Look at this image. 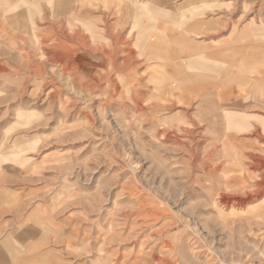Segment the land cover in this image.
<instances>
[{
	"label": "rangeland",
	"instance_id": "1",
	"mask_svg": "<svg viewBox=\"0 0 264 264\" xmlns=\"http://www.w3.org/2000/svg\"><path fill=\"white\" fill-rule=\"evenodd\" d=\"M127 1L137 44L156 20L217 16L264 43V0ZM47 2L0 0V203L37 230L31 250L54 264H264L261 124L231 134L251 151L224 148L213 112L176 108L153 58L115 52L127 22Z\"/></svg>",
	"mask_w": 264,
	"mask_h": 264
},
{
	"label": "crops",
	"instance_id": "2",
	"mask_svg": "<svg viewBox=\"0 0 264 264\" xmlns=\"http://www.w3.org/2000/svg\"><path fill=\"white\" fill-rule=\"evenodd\" d=\"M66 1L69 2L68 9L72 10L73 15L88 8L103 10L98 13L106 14L105 16L91 14L92 10H89L88 13L76 15L78 18H82L80 21L87 20L88 22L101 23L102 18L105 17L106 23L127 22L122 25V27L125 25L121 35L123 42L118 45L119 47L115 45V52L123 53L124 60H126L129 58L133 47L140 56L144 57L146 55L153 58L151 60L155 61L153 65L162 67L161 72H163V76H160V71H157V79H164L166 82L172 80V86L180 88V94L175 92L176 96L173 100V103L177 105L176 108L188 109L185 105L191 103L200 110L210 111L212 109V107H209L210 98L216 96L217 100L214 98L215 104L218 101L220 107L227 109L236 103L238 104L244 98L243 92H249L248 94L264 92V43L258 42L256 38V40L253 39L254 35H259V28H252V26L226 28L225 17L223 16L204 17V19L193 18L183 23H173L170 19L173 25L166 23L169 25L168 28L163 26L166 25L165 22L161 23V20H156L152 27L153 30L151 29L153 33L151 32L143 42L137 44L138 31L133 33L137 40L131 41L132 31H129V26L126 27L129 22H132L130 20L132 19L130 18L131 13L128 9L131 2L129 4L127 0H122L126 5V18L120 19V15L117 14L119 0ZM82 2H84L83 8H79ZM72 3L74 6L70 7ZM110 5H114V8L111 9ZM108 11L110 13L115 11L114 14L117 17L110 19L111 14ZM57 15L66 16L64 12L59 11ZM59 25H62V23L59 22ZM155 31H159L160 34L154 33ZM109 34V37L112 38V32H109ZM114 35L118 36L117 33ZM159 41L163 45L160 47L161 49L157 48L156 45ZM138 47L139 50H137ZM122 48L125 49L119 50ZM161 64L162 66H160ZM213 81H215L214 84L211 83ZM164 85L167 87L169 83ZM161 86L163 84L159 85V88ZM198 87L202 89L199 88L200 90H198ZM261 105L264 106L262 103ZM254 111L257 110L241 109V114L259 116V113ZM251 123H247L250 128H252ZM260 133L261 130L257 134L260 136ZM260 138L264 140L263 136H260ZM230 139L233 140L232 137ZM232 142L235 145L234 147L242 144L248 152L252 150L250 145H245L243 142H236L235 140ZM17 220L14 217L12 206L0 203V264H54L56 261L50 259L53 258L51 257L54 254L53 251L31 250L32 246L30 247V244L34 242L37 230L26 228ZM30 250L35 251V253L32 254ZM29 251L31 255H29Z\"/></svg>",
	"mask_w": 264,
	"mask_h": 264
},
{
	"label": "bare ground",
	"instance_id": "3",
	"mask_svg": "<svg viewBox=\"0 0 264 264\" xmlns=\"http://www.w3.org/2000/svg\"><path fill=\"white\" fill-rule=\"evenodd\" d=\"M68 3L69 2L66 1V0H59V1L58 0H48V2H47V4L50 5L49 7H50L51 11H53L52 10V7L53 6L55 7V11H56V14L55 15H57V12L58 11L59 12H64V15L69 16L71 19H73V18L76 17V15H73L72 14V10L71 9H68ZM83 3L84 2H82V5L79 8H83V5H84ZM124 5L125 4L122 2V0H119L118 1V12L117 13L118 14H122L121 15V18H122V16L124 18H126V15H125V6ZM70 23H71V20L69 21V24ZM86 23H88L87 20H86ZM85 25H87V24H85ZM149 32L150 31H148V34H149ZM156 45H157V47L159 46L158 44H156ZM256 81H258V80H256ZM211 83L214 84L215 81H213ZM208 85H206V86H208ZM199 88L200 87H198V90L202 89V88H200V89ZM179 89L180 88H178V87H174V90L173 91L174 92H179ZM248 93L243 92L242 95H243L244 98H242V100L238 104L236 103L235 105L231 106V108H227V109H225V108L223 109L222 107H220V105L218 104V101H217V104H215L214 98L216 96L213 95L214 97L213 98L212 97L210 98V101H209V103H210L209 105L210 106L209 107L210 108L212 107V109L210 111L213 112L212 115L214 116V119H215V124L211 128H213L214 133H216V136L218 138H220V139L221 138L222 139H227L225 141V143H223V147L224 148H230L229 146H231V147H234L235 146L234 143H231V140L232 139H230L232 133H236V132H240V133L250 132L251 131V128L247 125V123H249L252 120L255 121V122H259L261 124L262 129H261V133L260 134L264 137V106L261 105V103L264 105V92H262V93H259V92L254 93V92H252L251 94H248ZM179 94H180V92H179ZM246 94H248V95H246ZM175 96H173V97H175ZM215 99L217 100V98H215ZM241 109H245V110H249V111L257 110V111H254V112H258V113H259V111L260 112H263L262 113L263 115H259V116L257 115L258 117H261V116H263V117L262 118H256L257 116L256 115H252V114H250L252 116L242 115L241 114ZM205 116H207V115H205ZM217 143H219V142H217ZM224 151L228 155L229 154L230 155H233L230 152H228L226 149ZM262 162H260V164L261 165L263 164L262 166H264V161L262 160Z\"/></svg>",
	"mask_w": 264,
	"mask_h": 264
}]
</instances>
